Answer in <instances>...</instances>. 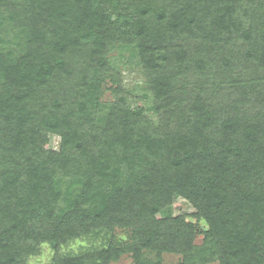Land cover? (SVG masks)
<instances>
[{
	"label": "trees",
	"instance_id": "16d2710c",
	"mask_svg": "<svg viewBox=\"0 0 264 264\" xmlns=\"http://www.w3.org/2000/svg\"><path fill=\"white\" fill-rule=\"evenodd\" d=\"M42 246L264 264V0H0V264Z\"/></svg>",
	"mask_w": 264,
	"mask_h": 264
},
{
	"label": "rangeland",
	"instance_id": "374dc122",
	"mask_svg": "<svg viewBox=\"0 0 264 264\" xmlns=\"http://www.w3.org/2000/svg\"><path fill=\"white\" fill-rule=\"evenodd\" d=\"M111 61H113L114 65L121 73V77L123 79V85L125 89L135 91L141 97L144 78L141 70V66L138 63V59L136 55L128 50H115L111 53ZM110 98L109 93H106L103 97L104 101ZM145 102V101H144ZM143 104L142 100L139 105ZM59 138L57 136L50 138V145L52 148L56 149L58 147ZM181 202V206L184 212L191 213L192 210L183 202ZM120 236H124L122 232L117 231ZM200 238H198L197 242L199 243ZM91 244L87 241H75L72 242L67 248H63V250L70 252H78L86 247H90ZM52 251L48 246H42L41 254L39 256H35L29 259V264H47L51 260ZM111 264H132L131 258L129 256H122L121 259L115 263ZM163 264H180V258L177 255H164L163 256ZM217 264V263H213Z\"/></svg>",
	"mask_w": 264,
	"mask_h": 264
}]
</instances>
